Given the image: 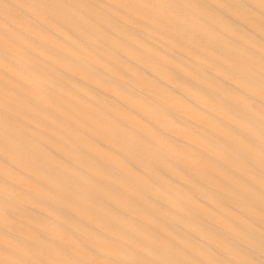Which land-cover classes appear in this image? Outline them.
Segmentation results:
<instances>
[{"label": "bare ground", "instance_id": "bare-ground-1", "mask_svg": "<svg viewBox=\"0 0 264 264\" xmlns=\"http://www.w3.org/2000/svg\"><path fill=\"white\" fill-rule=\"evenodd\" d=\"M0 264H264V0H0Z\"/></svg>", "mask_w": 264, "mask_h": 264}]
</instances>
